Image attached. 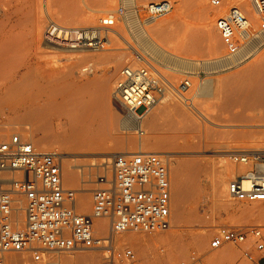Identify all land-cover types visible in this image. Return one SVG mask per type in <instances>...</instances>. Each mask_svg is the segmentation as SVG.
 Here are the masks:
<instances>
[{
  "label": "rangeland",
  "instance_id": "1",
  "mask_svg": "<svg viewBox=\"0 0 264 264\" xmlns=\"http://www.w3.org/2000/svg\"><path fill=\"white\" fill-rule=\"evenodd\" d=\"M99 1H104L105 5L111 3L112 9L102 13L103 16L91 24L71 23L70 20L81 17L83 11L66 15L59 9L60 6L56 0H10L9 5L5 6L10 9L11 15L10 17L4 13L0 15L3 20L0 22V48L3 47L6 54L14 55L16 51L21 52L17 58L10 61V65L0 68V130L10 128L9 134L1 137L0 142L18 134L24 139L32 141L40 151L63 152V156H58V159L62 164L65 185L69 188L84 189L87 180L91 184L87 188L90 189L89 191L84 190V193L82 191L79 194V211L87 214L93 210V189L107 186L101 182V179L111 181L114 177L112 159L107 163V156L103 155L105 151L111 150L114 153H120L142 150L170 153L171 157H167V161L172 197L171 227L165 231L154 233L142 231L120 233L116 237L117 248L129 247L133 249L142 264H180L181 261L191 257L200 259L202 263L214 264L209 260V256L217 253L227 254L225 264H256L263 253L257 251L249 242L227 243L214 250L210 247L212 238L220 228L260 226L264 231V215L260 216V212H255L252 216L241 213L244 209L254 206H261L264 209L263 203H248L232 196L228 198L229 203H225L218 199L215 192V185L227 163L234 169L236 176L247 171L249 166L234 162L233 155L239 153L224 156L222 153L213 151L225 150L229 146L235 148L236 145L242 146V144L247 146L262 144L264 141V94L259 98V102L254 108L244 110V115L237 124H248L246 127L236 126L235 122H230L227 119L240 110L236 105L225 104L222 99L213 95L196 97L193 95L196 86L203 82L211 81L213 87L216 88L223 80L228 81L231 75L253 64L264 67V33L259 34L253 41L250 55L238 63L230 64L219 61L216 57L218 55L212 47L213 41L219 40L222 45L220 55L224 57L226 48L216 29L215 22L218 16L224 15L230 7L236 5L242 10L243 7L247 9L249 15L247 17H251L249 30L253 34L257 33L261 27L260 16L257 15L258 20L256 21L252 3L250 6L243 2L244 0H225L224 6L221 8H216L211 5L210 0H205L209 9L206 12L202 9L199 0H172V11L155 21L144 22V24L150 27V25L157 24L160 20L174 16L180 11V15L176 16V21L171 24L172 26L170 25L166 31L157 36V39H160L166 48L173 49L183 57L184 65H180L182 62H175L159 55L153 56L148 49L144 51L145 47L142 49V42L137 39V28L133 25L132 20L130 22L128 20L132 19L133 4L130 1ZM150 1L153 0H138V10L142 17L145 15L144 7L147 5L145 2ZM180 2H183V6ZM178 6L184 9L178 10ZM120 9H123V14L119 13ZM110 15H113V19L115 18L114 24L103 27L102 18L106 19ZM39 19L41 21L43 19L44 23L42 22L43 27L41 26L38 30L36 22ZM211 19L214 20L212 27L209 26ZM52 21L67 27L93 28L97 32L98 38L100 30H103L101 38L104 48L84 46L71 51L69 50L71 48L59 47L51 43L49 45L44 40V32ZM39 36H43L41 40H39ZM101 53L106 54L103 59L87 58L90 54ZM38 54L40 55L38 56ZM143 57L149 59L175 86L185 79H189L192 86L185 97H179L174 92H167L164 99L152 107L144 117L142 127L145 133L142 135L137 131L138 127L134 120L127 121L126 117H129L127 110L115 97L114 90L119 71L126 66L141 65ZM36 65L43 68L45 80L40 101L31 105L28 90L30 91L32 86L23 84L18 79L21 91L12 92L11 88L15 80L11 74L16 70L24 72L31 67L35 69ZM84 67L89 69L82 72ZM87 81H94L98 84L108 83L107 102L111 100L112 106L105 110L101 108L99 113L103 114L100 118L102 123L96 124L89 134L83 135L84 138L97 137L101 142V147L97 152H94L95 154H76L73 142L65 140L73 134L71 121L57 105L55 106L51 102L60 103L77 94ZM96 89L95 87L93 90L85 92L84 96L93 98L100 95ZM43 104H46L48 108L45 112L41 110V115L30 120L26 119V121L21 119L20 115H26L34 106L43 107ZM175 107L179 110H176ZM143 110L140 108L139 113ZM181 110L189 112L198 122L192 120L191 116H186ZM50 137L59 138L51 141ZM115 137L117 138L115 139ZM43 138L47 140L44 141ZM141 141L144 143L143 149L139 146ZM224 146L226 147L224 148ZM112 157L113 155H111ZM70 161L75 166L74 170L79 178V183L75 185L65 181L63 163ZM179 172L180 177L177 176ZM178 178L186 183L187 188L192 192L183 201L181 210L177 208L174 197L175 183ZM85 197L89 200L88 205L81 203ZM99 222L105 225L103 226L101 223L103 228L100 229L102 235H105L108 231V220H97L96 227L99 226ZM199 236H205L201 247H197L195 244ZM246 252H249L254 260L246 256ZM78 253L90 254L93 257L79 262L77 260ZM105 255L104 250L97 248L76 251L49 250L44 253V260L35 262L31 253L15 252L9 255L7 263L12 264L15 259L18 264H107Z\"/></svg>",
  "mask_w": 264,
  "mask_h": 264
},
{
  "label": "built area",
  "instance_id": "2",
  "mask_svg": "<svg viewBox=\"0 0 264 264\" xmlns=\"http://www.w3.org/2000/svg\"><path fill=\"white\" fill-rule=\"evenodd\" d=\"M221 8L225 0H210ZM253 8L262 24L257 33L249 30L244 11L233 6L215 22L226 48L223 61L238 63L250 55L253 41L264 33V0H253ZM145 19L153 21L173 9L172 0H153L144 7ZM119 13L123 14V9ZM113 15L102 25L114 24ZM51 31L61 32L63 42L103 47V39L93 28L67 27L52 21ZM65 38V39H63ZM192 82L185 79L175 86L158 68L143 57L142 64L126 66L119 71L114 95L145 133L142 121L167 92L185 97ZM143 112L139 113V109ZM234 162L249 169L229 184V194L237 200L264 204V152L233 155ZM114 177L92 191L93 210L79 211L82 189L69 188L63 180L62 164L53 152L38 150L32 141L14 134L0 142V264H7L11 253L29 252L35 262L44 260L49 250L76 251L97 248L106 252L107 264H142L129 248L118 249L116 237L126 231L154 233L171 227L172 197L167 155L137 151L115 153L112 157ZM99 219L108 220L107 233L96 227ZM100 230V231H99ZM251 243L263 253L256 264H264V231L250 228H220L210 247L219 249L227 243ZM251 260L249 252L245 253ZM180 264H208L191 257Z\"/></svg>",
  "mask_w": 264,
  "mask_h": 264
},
{
  "label": "bare ground",
  "instance_id": "3",
  "mask_svg": "<svg viewBox=\"0 0 264 264\" xmlns=\"http://www.w3.org/2000/svg\"><path fill=\"white\" fill-rule=\"evenodd\" d=\"M12 1H14V0H12ZM127 1H130L131 4H133V8L131 11V18L132 19H128V20H129V22H130V20H132L133 25H135V27L137 28V31H138L137 35L138 36L137 35L136 36L138 37L137 39H139L142 42V45H141L142 49L145 47L144 51H146V49H148V51H150V53H152L153 56L159 55L162 58L164 57V58H167V59L175 61V62H179V63L182 62V63H180V65L183 64L184 63L183 57H181L179 54L174 52L173 49L170 50L169 47L166 48L164 46V44L160 41V39H157V36H159L163 31H166V29L172 23H174L176 21V16L180 15V11L178 14H176L174 16H169L163 20H160L159 22H157V24L155 23L154 25H152V26L150 25V27H148L149 25L146 26L147 24L145 25L144 22L147 23L150 20L145 19L144 16L142 17L140 11L138 10V5H139L138 0H127ZM199 1H200V5H201L202 9L205 10V12L208 11L209 9L207 7L206 1L205 0H199ZM9 2H10V0H0V15H2V13H4V14H6L7 17H10V15H11L10 9L5 7L6 5H9ZM243 2L248 3L251 6V3L253 2V0H244ZM56 3L60 6L59 9L66 15H70L71 13L76 12V11H78V12H81V10L83 11V15L81 17L70 20V22L73 24H83V23H90L91 24V23H94V21L96 19H98L100 16H103V15H101L102 13L104 14V12H106L107 10L110 11L112 9L111 3H108L107 5H105L104 1H99V0H56ZM182 3H181V6H183ZM145 4H147V3L145 2ZM40 5H41V3H40ZM181 6H178L179 7L178 10L184 9V8H181ZM243 8H244L243 9L244 13L246 14V16L249 17V15L247 14V12H248L247 9L245 7H243ZM252 8H253V5H252ZM229 9H228V11H229ZM253 12H254V14H253L254 19L257 21L258 18H257V14L255 13L254 8H253ZM129 15H130V12H129ZM40 16H42V15H40ZM110 16H112V15H110ZM250 18H248L249 22H250ZM104 19L105 18H102V21ZM106 19H107V17H106ZM8 20H10V19H8ZM153 21H155V20H153ZM213 21H214L213 19H211L209 21V26H211V27L213 26ZM0 22H3V20L1 19V16H0ZM42 22L44 23L43 19H42V21H41V19H39L36 22V29L39 30V28L43 25ZM148 23H150V22H148ZM87 28H89V27H87ZM40 32L42 33L41 30H40ZM102 33H103V30L102 31L100 30V32H99L100 37H101ZM96 34H97V32H96ZM61 36H64L61 34V32H59L58 30L51 31L49 29V27H47L46 31L44 32V37H45L44 40H46L49 43V45L51 43V44H55L59 47H64V48H68V49L71 48V49H69L71 51H74L75 50L74 48H77V47H84V46L90 47L91 45H93V44H87V45H83V46L72 45V44L63 42L60 39ZM42 37L43 36H41L39 40H41ZM63 39H65V38H63ZM215 39H217V38H215ZM39 43H40V41H39ZM51 47H52V45H51ZM212 47L214 48L215 53L218 55V56H216L217 59L219 61H223V55H222V57L220 55V53L222 51V45L219 42V40H214L212 43ZM55 48H56V46H55ZM94 48L100 49V47H94ZM212 51H213V49H212ZM20 52L21 51H16L14 53V55L13 54H6L7 53L6 50L3 49V47H1L0 48V68H5L8 65H10V63H11L10 61L13 58H17V56ZM39 55L40 54H38V56ZM105 55H106L105 53L90 54L87 56V58L88 59L89 58L90 59H93V58L94 59H103L105 57ZM142 56H144V55H142ZM41 60H43V58ZM186 63H188V62H186ZM88 69H89L88 67L87 68L84 67L82 69V72L87 71ZM33 74L35 76H32ZM12 76L14 77V80H15V83L13 84V86L11 88L12 92L21 91L20 82L18 81V79H20L23 84H26L28 86H32L31 90L30 91L28 90V92H29L28 98L32 102L31 105H34L36 102L40 101V98H41L40 96L42 94L43 82L45 80V78L43 77V68L42 67L37 66L35 69H32V67H31L29 69H26V71H24V72H22L20 70H16L15 72H12L11 77ZM95 87L97 88L96 90L100 92V95L93 97V98H87L84 96L85 92L91 91ZM107 87H108V83L98 84L94 81H87V83L84 85V87L81 88L77 94L72 95V96L64 99L60 103L51 102L53 105H55V106L57 105L59 107V109L62 111V113L65 114L66 116H68L70 121H71V128H72L71 131L73 134L69 138L65 137L66 138L65 140L73 142V148L76 149V151H75L76 154L77 153L78 154H89V153L93 154L94 152H97L98 148L101 147V142L97 137L91 138L90 136H88V137L84 138L83 135H85L86 133L89 134L96 124L102 123V119H100V118H102L103 114H100L99 110L101 108H103L105 110V109L109 108V106L110 107L112 106L111 100L107 102V95H106V88ZM196 87L197 88L195 89V93H194L193 97L203 96V95H213L214 97H217L218 99H222L225 104L236 105V107L240 110H238L235 115H232V116L228 117L227 119L230 122H233V123L235 122L236 126L246 127V126H248V124H242V123L237 124V123L240 121V119L244 115V112H245L244 110H249V109L254 108L256 106V104H258L259 98H261L262 95L264 94V67H261L258 64H253L250 67H247V68L243 69L242 71H240L234 75H231L230 78L228 79V81L223 80V82L221 84H218V86L216 88L213 87V83H211V81L203 82L200 85H197ZM231 96H232V98H231ZM47 108H48V106L46 104H43V107H40V106L35 107L34 106L28 111V113L26 115H20V117H21V119H25V121H26V119L30 120L32 118H35V117L41 115V110H43V112H45V110H47ZM175 109L179 110L177 107H175ZM181 111L186 116H189V117L191 116L192 120L198 122L186 110H181ZM128 116L129 117H126V119L128 118L127 121L131 120V119L134 120L131 115L128 114ZM23 122H24V120H23ZM125 122H126V120H125ZM9 129H7V128L3 129L2 128V130H0V138L5 136L6 134L8 135ZM38 130H39V128H38ZM245 132L249 133L248 131H245ZM57 138H59V137H50L49 140L53 141V140H56ZM116 138L117 137H115V139ZM47 139H48V136H47ZM47 139H44V141H46ZM263 142H262V144H258V145H254V146H252V145L247 146V145H243V144H242V146L236 145L235 148H233L232 146L225 148L226 146H224L225 150H218V151H213V152L222 153L224 156L225 155L229 156L232 153H240V152L259 153V152H264V143ZM139 146L141 149H143L144 143L141 141L139 143ZM236 148H240V149L237 150ZM139 151H142V150H139ZM151 152L163 153V152H158V151H151ZM53 153H56L58 156H61V157L64 154L63 152L62 153L53 152ZM120 153H126L127 154V153H133V152H120ZM252 153H249V154H252ZM114 154L115 153L111 150L105 151V153H103V155L107 156V159H108L107 163H109V160L112 159L111 155H114ZM163 154H166L168 158L171 157L170 153H163ZM63 167H64V172H65V181L68 184H72V185L79 183V178H78V176L74 170L75 166L73 165V163L71 161L65 162V163H63ZM177 176L180 177V172H179V175L177 174ZM235 176H236V173H235L234 169H232L227 163V165H225L223 167L221 174H220V177H219V179L215 185V190H216L215 192H216V195H217L219 200L224 201L225 203H229L228 198H229V196L231 197V195L229 194V184H230L232 178L233 177L235 178ZM90 185L91 184L87 180L85 185H84V189H82L83 193H84V190L85 191L90 190V189H87V188H89ZM187 187L188 186L186 185V183L182 182L180 178L177 179V181L175 183L174 197L176 200V206L180 210L182 209L181 206H182L183 201L185 199H187L189 197V195L192 193L190 191V189H188ZM79 203H80V198H79ZM81 203H83V205H88L89 200H87V198L85 197V199H83V201L81 200ZM255 212H260L259 213V214H261L260 216L264 215V209L261 206H254V207L249 208V209H244L241 213H243V215H249L250 214L252 216L253 213H255ZM99 223L100 224H99V226L97 225V228L102 229L103 228L102 224H103V226H105V225L102 222H99ZM204 240H205V236H199L195 242L196 246L201 247L203 245ZM91 256L92 255L86 254V253H78L77 254V260L79 262H81V261L87 260ZM226 257H227V254L217 253L214 255H210L209 260L212 261V263L214 262V264H225V258ZM19 259H21V258H19ZM12 264H18L17 260L14 259L12 261ZM98 264H101V263H98Z\"/></svg>",
  "mask_w": 264,
  "mask_h": 264
}]
</instances>
